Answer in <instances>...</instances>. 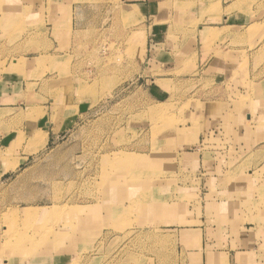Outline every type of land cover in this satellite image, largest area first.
I'll use <instances>...</instances> for the list:
<instances>
[{
    "label": "rangeland",
    "instance_id": "obj_1",
    "mask_svg": "<svg viewBox=\"0 0 264 264\" xmlns=\"http://www.w3.org/2000/svg\"><path fill=\"white\" fill-rule=\"evenodd\" d=\"M138 2L0 0V264H229L239 230L193 227L233 209L264 234V0Z\"/></svg>",
    "mask_w": 264,
    "mask_h": 264
},
{
    "label": "crops",
    "instance_id": "obj_2",
    "mask_svg": "<svg viewBox=\"0 0 264 264\" xmlns=\"http://www.w3.org/2000/svg\"><path fill=\"white\" fill-rule=\"evenodd\" d=\"M164 1V0H163ZM160 1V2H163ZM159 1L157 0H139L138 3L130 4L134 5L135 7H138V9L141 12L140 17H143L144 13L146 14L147 18L148 15L153 14V7L155 5H158ZM159 2V3H160ZM226 21L228 18H225ZM201 33L204 35V33H207L205 31V28L201 29ZM50 53V52H49ZM38 133L37 131H35ZM245 211V213H241L237 209H233L232 213H228V220L227 222H230L227 226L222 225H203L205 221H200L203 224L202 225H196L193 227V233L198 234L199 231L202 232V236L204 237V232L207 229H213V230H218V229H226V230H239V237L235 239L236 246L238 250H233L230 249L229 257V264H238L236 262L237 256L239 254L242 255L241 257V263L240 264H260L261 258V246H264V234H261V210L258 211ZM254 213V214H253ZM251 214L252 217H251ZM248 220V221H247ZM222 223V222H220ZM227 224V223H226ZM262 235V236H261ZM202 237V239H203ZM229 243V242H227ZM204 240H203V245H204ZM201 264L204 262H208L209 257L208 255H201ZM228 258V257H227ZM220 259H223V256L220 254H213L210 257V261H219ZM61 260V259H60ZM59 261V260H57ZM56 261V262H57Z\"/></svg>",
    "mask_w": 264,
    "mask_h": 264
},
{
    "label": "bare ground",
    "instance_id": "obj_3",
    "mask_svg": "<svg viewBox=\"0 0 264 264\" xmlns=\"http://www.w3.org/2000/svg\"><path fill=\"white\" fill-rule=\"evenodd\" d=\"M140 13V10L138 9V7H135L134 5H126L122 7V11H121V15L123 17H128V18H132L133 16H136L137 14ZM127 158H125L122 155H118V156H114V158H110V160H108L107 158L105 159V162H108L107 164H115V163H121L124 162ZM138 159V158H137ZM139 160V159H138ZM112 203V202H111ZM77 211L83 213L81 210L76 209ZM48 213H51L52 210H47ZM75 211V210H74ZM38 213V209L35 207H30V208H26L24 209V218L25 219H30V218H35V214ZM19 215V214H18ZM17 215V216H18ZM12 216V220H17L18 217Z\"/></svg>",
    "mask_w": 264,
    "mask_h": 264
}]
</instances>
